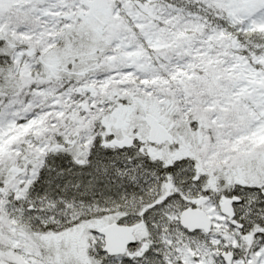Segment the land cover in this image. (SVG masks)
<instances>
[{
  "label": "snow or ice",
  "instance_id": "1",
  "mask_svg": "<svg viewBox=\"0 0 264 264\" xmlns=\"http://www.w3.org/2000/svg\"><path fill=\"white\" fill-rule=\"evenodd\" d=\"M0 264H264V0H0Z\"/></svg>",
  "mask_w": 264,
  "mask_h": 264
}]
</instances>
